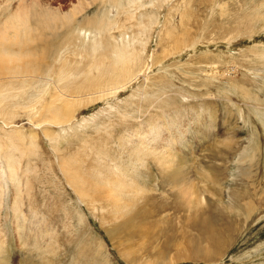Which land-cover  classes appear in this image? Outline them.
Listing matches in <instances>:
<instances>
[{
	"label": "rangeland",
	"instance_id": "rangeland-1",
	"mask_svg": "<svg viewBox=\"0 0 264 264\" xmlns=\"http://www.w3.org/2000/svg\"><path fill=\"white\" fill-rule=\"evenodd\" d=\"M138 1L0 0V21L6 3L76 16L38 53L51 70L67 33L83 51L63 62L78 81L108 70L118 46L138 60L104 93L56 101L51 117L34 113L51 103L53 83L28 89L31 100L1 89L12 116H0V264H264V0ZM86 37L98 55L81 48ZM67 101L73 111L62 112ZM91 185L125 207L111 216L104 201L87 205L75 186ZM212 233L228 242L202 238Z\"/></svg>",
	"mask_w": 264,
	"mask_h": 264
},
{
	"label": "bare ground",
	"instance_id": "bare-ground-1",
	"mask_svg": "<svg viewBox=\"0 0 264 264\" xmlns=\"http://www.w3.org/2000/svg\"><path fill=\"white\" fill-rule=\"evenodd\" d=\"M138 3H139L138 0H129V4H135L136 5ZM141 3L142 2L140 1V4H138V5L142 7ZM9 5H10V3H6L4 5V6H7L9 13L4 20L0 21V102L2 104L5 100L7 103V101H9V99L11 97V96L7 95V93L10 94L9 92L3 93L1 91V89H4L6 86L11 87L10 85H15V87L17 89L15 92H17L19 90L18 94L16 96H13V98L19 97V98H22V100L23 99L31 100L34 98V96H29L28 89L30 90L31 88H34V91H35L36 88L49 86L50 84L53 83L55 86L56 92L54 94L52 93L53 95L51 96V103L49 105L48 104L46 105V103H45V105L41 106L40 110H38L36 113H34L35 116H37V117H43V116L48 117V116H50L49 114H53L54 112H56L55 111V102L56 101L60 102V99H62L64 97L77 99V97H80V96L82 97L84 95L86 96V94H88L94 90L95 91L98 90V92L104 93L108 89V85H115L116 82L117 83L119 82L117 80L121 79L124 75L126 76L129 73V68H130L129 66L131 64L134 65L135 61H136V64H138V60H136L137 56L134 55L135 57H132V55H130V53H125L123 51V49H122L123 47H121V49H120L118 46L114 49V53L112 54V57H114V60L111 64L108 65V68H109L108 70H104V69H106V67H107L106 66L103 68V70L100 73H98L99 74L98 77H92V78L89 77V76H91L90 73H85L88 76L86 78H84V80L81 79L82 81L81 80L78 81L77 79L81 76L80 73H77L75 70L71 69V67H66L65 65H63V62L69 61L66 53H69L73 56H77L78 54L83 53V51L80 48L76 47L77 39L69 38L71 33H67V34L65 33L66 35L61 37L62 40L60 41V43L58 45V50L60 53H58L55 56V58L53 59V62L55 63L54 69L51 70L49 65H47L44 62L42 63L41 60H36L37 57L41 56L38 53L42 52L43 50H45L48 47L50 36H52V35L57 36L58 35L57 33H58V29L61 28V23L68 24L69 21L73 22L75 20L76 16L71 17L68 14L67 16L63 17L59 12L47 11L48 10L47 8L39 6L36 3L32 6L25 7L24 9L18 10L16 12L10 11V8L8 7ZM144 6H145V4H144ZM84 7H85V3H82L80 6L77 7V9L75 8L73 10V11L76 10L74 12V15L80 14ZM119 8H121V10L125 9L124 7L122 8L121 5H119ZM31 14L34 15V20H32V18L30 16ZM261 15H259L258 18L262 22L260 24H263L264 14H261ZM32 23H33L32 28L34 27L39 32V34H37L36 36L31 35L33 31L28 27V25L32 24ZM6 24L8 26L4 27ZM2 27H4V28H2ZM75 29L77 30L76 32H78V34L86 31V30H83L79 27H77ZM75 29H73V31ZM90 41L93 43L92 45H91ZM99 46H101L100 43H98L96 41V39H94V38L92 39L90 37H86L85 41H83L81 43V48L86 49V50H90L91 51L90 54L93 57L98 55ZM16 48L21 49V50L16 52ZM125 51H127V50H125ZM133 53H135L134 50H133ZM26 54H28L27 56H29L30 58H32L36 61H32V62L23 61L22 59L26 57ZM101 56L105 58V56L103 54ZM107 57L109 58L110 56H107ZM94 65H95L94 70H100L101 65H103V63L97 62V63H94ZM71 66H72V64H71ZM52 75L55 76V78H56L55 82H53L51 79ZM59 85H61V86H59ZM11 88H12V90L10 92L12 93V92H14L15 88H13V86ZM37 91H39V90H37ZM30 92H31V90H30ZM42 92H43V90H42ZM42 92H40L39 98L42 96V94H43ZM49 99L50 98H48V100ZM14 100H16V99H14ZM37 101H39V99ZM37 101H35V103ZM75 101H77V100H75ZM39 102H37V103H39ZM69 102L62 105V108L65 110L64 111L63 109L62 110L60 109L62 112H66L68 109L73 107V104H71V103L69 104ZM10 104H12V102L7 103L6 107H12V105L10 106ZM13 105L15 106L16 104L13 103ZM71 110L73 111V108H71ZM15 112L16 111H14V113ZM59 113H60V111H59ZM73 113L74 112H72V114ZM0 116H12V115L7 110L0 109ZM46 119H48V118H45L44 121H46ZM56 119H58V118H56ZM59 124H61V122H59ZM99 149L101 150V148H99ZM100 158H104V156L100 157ZM170 162L172 163L173 161H170ZM162 163L163 162H161V164H160L161 166H162ZM171 163H169V164H171ZM64 164H65V162H64ZM78 165H76V167ZM12 166L13 165H11V167H9V168L11 170V176L14 177L15 174H14V169L12 168ZM71 167H72V165H71ZM74 167H73V169H74ZM165 168H166V166H165ZM179 168L180 167H178V169ZM81 169H82V167L79 168L80 171H81ZM76 170H78V169L75 168L74 171L76 172ZM65 171L68 174L67 178H69V181H71V182L76 181V183L77 182H81V183L85 182L84 181L85 179L81 180V179H77L76 177H74L75 175L73 176L72 173H69L67 168ZM89 171H92V170H89ZM85 172H86V170H85ZM85 172L83 171V173H85ZM100 172H102V171H100ZM81 173H82V171H81ZM83 173L81 174V177H82ZM102 174H103V172H102ZM85 175H86V180L89 178H90V180H92V179L97 177L95 172L92 173V172L87 171ZM85 175H83V176H85ZM166 179H168V178L162 179L163 182H167L170 179L174 183L177 182V181H175V178H169V180H166ZM183 180H185V178ZM86 182H88V181H86ZM88 184H87V186H89ZM180 184H184V182L183 183L180 182ZM77 185H78V183H77ZM78 186L82 187L80 185H78ZM78 186H75V187L78 191L81 192L80 194H81V199L83 200V202H85L87 205H93L94 203H98V202L103 203V201H104L105 204L103 203L104 205H103L102 209L103 208H105V209L110 208L109 210H110L111 216H115V215L119 214L118 209L125 207V206H123V207L120 206L119 202L117 203V201L111 195L113 190H106L105 189L106 186L103 187V186L91 185L92 187L90 189H92V190H90L87 186H86L87 187L86 189L82 188L80 190ZM128 187H130V186H126L125 189ZM132 187L133 188L130 189L129 192L127 191L128 193H130V191L135 192L134 188L136 186H132ZM122 188H124V187H122ZM185 188L187 189L186 186H185ZM88 190H90V191H88ZM191 190H192V187H191ZM122 191L123 190L118 191L120 193V195H119V198L121 199L120 203H122L123 198L126 197V195L124 194L126 191H124V192H122ZM183 195L185 196V193ZM232 195H234V194H232ZM116 197L118 198V196H116ZM234 197H236V196L234 195ZM250 210L251 209H249V211ZM249 211H246V212L249 213ZM213 217H215L214 220H216L217 218H219V215H213ZM117 219L118 218H114V217L106 218V220H109L111 222L117 221ZM202 231H203V233H205L204 229H202ZM212 234L213 235L210 238H207L205 235H203L202 238L206 242L211 243V244L217 243L222 239H224L225 242H228V238L221 237L215 233H212ZM2 251H3V246L0 245V254H1L0 259L3 255Z\"/></svg>",
	"mask_w": 264,
	"mask_h": 264
}]
</instances>
